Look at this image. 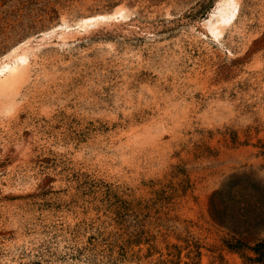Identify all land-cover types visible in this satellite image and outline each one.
Segmentation results:
<instances>
[{
	"label": "rangeland",
	"instance_id": "1",
	"mask_svg": "<svg viewBox=\"0 0 264 264\" xmlns=\"http://www.w3.org/2000/svg\"><path fill=\"white\" fill-rule=\"evenodd\" d=\"M218 1L0 0V60L38 46L0 81V264H264V0L216 40Z\"/></svg>",
	"mask_w": 264,
	"mask_h": 264
},
{
	"label": "bare ground",
	"instance_id": "2",
	"mask_svg": "<svg viewBox=\"0 0 264 264\" xmlns=\"http://www.w3.org/2000/svg\"><path fill=\"white\" fill-rule=\"evenodd\" d=\"M238 12H239L238 0H219L217 2L214 11H212L209 19L206 21V25H208L210 33L213 35V37L216 40H218V38L222 36L226 28L230 27L235 22L238 16ZM127 17L128 16L125 12H118V13L114 12L106 15H96L94 17L83 18V19L81 18V20H79L73 26H69V25H65L63 27L61 26L60 36L61 35L69 36L76 33H80L82 31L85 32L90 28L96 27L100 23L120 22L125 20ZM213 18H214V22L212 23ZM55 32L57 31L53 29L52 31L50 30L48 32L42 33V39L45 38L48 39L52 37V35L56 34ZM29 43L30 41H26L18 45L17 47L13 48L12 50H10V52H8L5 56L2 57V59L0 60V81L3 78H9V80L13 78L12 80L14 79L16 80L20 77L21 74L17 75L16 71L18 70V68L21 69L23 67H26L30 54L34 51L35 48L38 47V46L30 47ZM14 73L16 74L14 75ZM6 86L4 87L6 88ZM7 91H9V89Z\"/></svg>",
	"mask_w": 264,
	"mask_h": 264
}]
</instances>
